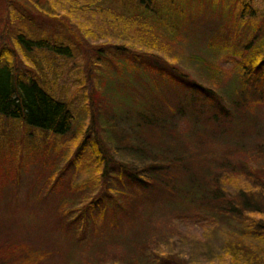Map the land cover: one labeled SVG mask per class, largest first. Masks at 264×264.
Wrapping results in <instances>:
<instances>
[{"label":"rangeland","instance_id":"obj_1","mask_svg":"<svg viewBox=\"0 0 264 264\" xmlns=\"http://www.w3.org/2000/svg\"><path fill=\"white\" fill-rule=\"evenodd\" d=\"M254 2L264 9V0ZM29 11L28 0H0V44L11 37V28L20 25V16H29ZM187 12L188 19L179 32L170 19L166 20L169 28L155 23L156 32L174 49L175 56L166 55L176 67L199 85L212 89L217 102L222 99L227 110L202 109L199 113L191 107L192 90L167 85H162L159 96L153 99L156 89L147 90L140 73L133 75L123 66L117 67L116 59L103 74L113 78L111 73L119 69L122 83L119 78L115 80L120 99L126 107L131 103L144 110L138 114L130 108L132 122H128L129 116L119 109L112 126L107 125L103 121L111 116L119 99L103 93L95 73L102 67L84 70L90 63L76 54L68 62V68L76 73L65 72L56 92L70 100L77 112L84 102L81 94L90 97L88 113L82 117L83 124H91L90 130L98 133L91 138L105 143L108 157L131 165L127 172L150 163L166 167L161 166L159 175L152 176L149 187L132 188L123 176L104 175L103 167L96 171L92 151L79 154L80 139L54 140L49 136V147L43 143L35 151L34 144L29 148L22 145L27 132L11 123L14 166L10 163L8 173L0 171V246L33 248L46 264H264V211L251 210L250 203L244 205L245 199L259 207L264 204V100L250 110L234 104L228 85L236 77L239 59L231 50L209 51L217 42L207 28L217 31L224 24L218 14L216 20L208 21V13H200L196 19L189 9ZM44 28L55 27L46 22ZM86 38L94 47L100 43ZM191 55L213 63L220 79L210 77L208 65ZM79 77L82 82H78ZM91 101L103 104L101 116L93 113ZM198 102L196 106L203 104ZM154 108H159V124L142 123L141 118L151 115ZM35 134L36 139L43 135ZM112 139L124 141L116 152L109 150ZM69 159L74 163H68ZM142 173L147 177L152 174ZM217 185L218 197L213 193ZM98 198L103 205L86 206ZM70 211L71 217L77 215L72 229L64 218ZM82 214L88 216L84 218L87 228L79 224Z\"/></svg>","mask_w":264,"mask_h":264},{"label":"trees","instance_id":"obj_2","mask_svg":"<svg viewBox=\"0 0 264 264\" xmlns=\"http://www.w3.org/2000/svg\"><path fill=\"white\" fill-rule=\"evenodd\" d=\"M28 2L29 16H20V25L11 28V37L0 44V171L2 172H9L10 163L11 167L14 166L12 153L15 148L10 145L12 130L9 126L14 123L28 134L26 141L22 143L25 148L34 144L32 146L36 151L37 148H42L43 143L49 144L46 139L49 136H54V140H63L67 137L80 139L78 152L83 154L85 151H92V164L95 165L96 171L101 172L103 167L104 175L120 178L123 176L132 188L149 187L154 181L151 179L152 176L159 175L160 170L166 166L150 163L146 168L127 172V168L131 165L121 164L115 158L108 157L105 143L100 142L99 138H91L94 133L97 135L98 133L90 130L91 124L88 127L83 124L82 116L89 110L87 108L90 97L87 98L85 93L81 94L84 106L82 105L81 111L77 112V108L69 102L70 100L56 92L57 83L59 79H63L65 72L76 73L74 69L68 68V62L73 60L76 54L88 59L90 64L84 70L92 66L102 67L101 72L95 73L98 75L97 80L102 85L103 93L112 96L113 100L116 97L119 99L115 104L116 107L112 109L111 116L103 121L111 126L119 109L125 111V116H129L128 122H132L130 108L136 109L138 114L144 110V107L134 106L131 103L126 107L125 101L120 99L121 92L118 91V83L115 80L119 78L122 83L123 73L119 69L115 68V72L111 73L113 78L103 74L109 72L110 66L116 59L117 67L123 66L122 68L133 75L140 73L141 84L147 90L156 89L153 99L159 96V88L167 85L181 90H192L191 107L193 106V109H197L199 113L202 109L207 112L209 109L221 113L226 111L223 100L217 102V95L212 89L199 85L176 67L177 65L166 55L167 53L173 55L174 49L164 43L156 32L155 23L161 22L168 27L167 19L175 23L174 27L179 32L184 25L183 22L188 19L185 20L188 9L196 19L201 16L200 13L203 15L208 13L210 15L208 21L216 20L218 14L220 23L224 24L221 25L222 28L228 30H223L221 26L217 31L207 28V32H211L210 36H214L213 39L217 42V45L209 47V51L230 52L231 50L239 59L235 67L236 77L228 85L231 88L228 96L234 98V104H241L242 108L250 110L257 101L264 100V9H259L254 0H28ZM31 10H34L36 15H33ZM97 21L100 24H96ZM190 21L191 19L188 22ZM46 22L51 24V28H55L46 30L44 28ZM84 25H86L85 29ZM97 25L99 28H96ZM89 36L99 40L100 43L95 47L87 43L86 37ZM122 38L123 40L116 42ZM111 39H115L116 43ZM220 41L224 42L223 45ZM83 46L85 49H81ZM191 58L199 63L205 62L210 77L220 79V72L214 70L213 63L209 64L197 55H191ZM25 61L28 62L29 67H26ZM89 76L93 78L92 74ZM99 76H103L104 79L100 81ZM81 80L79 77L78 82H82ZM84 82L87 83L86 80ZM60 92L63 95V92ZM82 100H79V104ZM196 102L203 104L196 106ZM91 105L94 109L93 113H97L98 117L100 113L101 116L103 104L91 101ZM154 109L151 115L141 113L142 116L145 115L141 118L142 123L159 124V108ZM238 109L243 111L241 108ZM244 112L248 114L250 111ZM36 132L43 135L39 139L33 138ZM122 140H110L113 145L109 150L114 152L119 150L124 144ZM49 150L50 148L46 150V155ZM67 162L74 163V160L69 159ZM145 171L152 174L147 177L142 173ZM217 184L221 185L219 182ZM218 185L217 190L213 192L217 197L220 194ZM245 195L246 193L242 192L241 196ZM248 203L252 205L251 210H259V213L264 211V209L260 210L264 208V204L259 207L245 199L244 205L247 206ZM100 204L103 205L104 201L98 198L93 204L86 206L91 208ZM70 214L71 211L64 218L69 220L68 228L72 229L77 224V215L71 217ZM82 215L83 220L79 224L87 228L88 221L84 218L88 216ZM81 234L79 238L82 239L84 233ZM25 247L0 246V264H46L42 261L45 259L41 253Z\"/></svg>","mask_w":264,"mask_h":264}]
</instances>
